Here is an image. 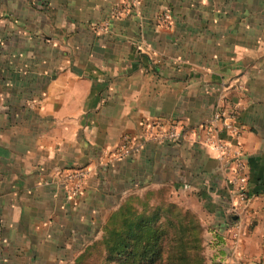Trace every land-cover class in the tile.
<instances>
[{
  "label": "crops",
  "instance_id": "crops-1",
  "mask_svg": "<svg viewBox=\"0 0 264 264\" xmlns=\"http://www.w3.org/2000/svg\"><path fill=\"white\" fill-rule=\"evenodd\" d=\"M222 92L248 174L235 220L225 164L199 132L108 160L149 120L194 131ZM79 165L72 203L60 172ZM127 188L164 191L227 248L240 225L226 264H264V0H0L1 222L33 241L34 224L59 227L75 205L96 220Z\"/></svg>",
  "mask_w": 264,
  "mask_h": 264
},
{
  "label": "trees",
  "instance_id": "trees-1",
  "mask_svg": "<svg viewBox=\"0 0 264 264\" xmlns=\"http://www.w3.org/2000/svg\"><path fill=\"white\" fill-rule=\"evenodd\" d=\"M132 200L120 204L103 224L99 240L67 264H82L97 246L98 264H206L202 226L194 212L169 201L164 191L135 194ZM208 243L211 264H223L224 239L213 234Z\"/></svg>",
  "mask_w": 264,
  "mask_h": 264
},
{
  "label": "built area",
  "instance_id": "built-area-1",
  "mask_svg": "<svg viewBox=\"0 0 264 264\" xmlns=\"http://www.w3.org/2000/svg\"><path fill=\"white\" fill-rule=\"evenodd\" d=\"M118 15L120 10H113ZM164 17H167L165 14ZM237 87L240 88L239 85ZM225 92L220 93V103L212 110L209 118L200 123L194 131L185 129L174 121L161 123L157 119L144 122L140 136H122L119 144L108 152V160H121L137 154L145 142L165 143L186 139L189 134L199 132L196 140L200 146L211 149L214 157L225 164V182L228 186L229 214L244 209L249 201L247 188L248 174L244 154L240 146L241 128L237 124V110L229 108L225 102ZM225 134L222 139L220 135ZM88 177L86 166H73L60 172V186L67 198L81 194ZM241 228L236 225V229ZM237 230L232 232L231 243L236 244Z\"/></svg>",
  "mask_w": 264,
  "mask_h": 264
},
{
  "label": "rangeland",
  "instance_id": "rangeland-1",
  "mask_svg": "<svg viewBox=\"0 0 264 264\" xmlns=\"http://www.w3.org/2000/svg\"><path fill=\"white\" fill-rule=\"evenodd\" d=\"M135 193L130 188L126 189L125 194H121L114 205L105 211L104 214L96 220L88 222L86 219L87 213L85 211L77 210L76 205L73 209L64 211L66 219L63 220L62 225L59 227L52 226L51 220L50 226H44L43 223L34 224L37 226V234L33 236V241H29L25 237V234L18 232L19 226L13 224V220L8 223L6 220H0V264H67L82 249L89 243L99 240L102 234V226L113 213L117 207L125 200L132 201V197ZM165 198L163 195L162 198ZM78 197H75L69 201L76 203ZM163 198V199H164ZM181 208H185L183 205L177 204ZM192 212V211H191ZM97 213L95 214V216ZM196 215V214H195ZM48 223V222H47ZM87 225L82 228L83 225ZM6 232H11V240H7L9 237ZM231 236V232L229 233ZM213 233L211 228L202 227L203 238V255L205 257L206 264H211L213 248L210 247L208 239H212ZM229 236V238H230ZM229 239V247L223 243L221 245L225 254L222 258L223 264H226L225 256L231 250V247L235 246ZM99 247H94L91 250V254L87 259H84L82 264H98L101 259V254L98 251ZM227 251V252H226Z\"/></svg>",
  "mask_w": 264,
  "mask_h": 264
},
{
  "label": "water",
  "instance_id": "water-1",
  "mask_svg": "<svg viewBox=\"0 0 264 264\" xmlns=\"http://www.w3.org/2000/svg\"><path fill=\"white\" fill-rule=\"evenodd\" d=\"M235 218H236L235 215H230V216H229V219L232 220V221L235 220Z\"/></svg>",
  "mask_w": 264,
  "mask_h": 264
}]
</instances>
